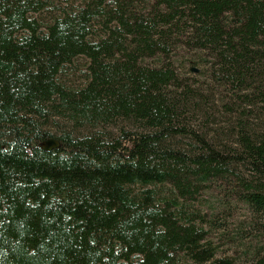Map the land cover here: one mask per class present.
<instances>
[{"label": "trees", "instance_id": "trees-1", "mask_svg": "<svg viewBox=\"0 0 264 264\" xmlns=\"http://www.w3.org/2000/svg\"><path fill=\"white\" fill-rule=\"evenodd\" d=\"M59 1L0 0V264H264V0Z\"/></svg>", "mask_w": 264, "mask_h": 264}, {"label": "rangeland", "instance_id": "rangeland-1", "mask_svg": "<svg viewBox=\"0 0 264 264\" xmlns=\"http://www.w3.org/2000/svg\"><path fill=\"white\" fill-rule=\"evenodd\" d=\"M74 1H76V0H60L59 2H61L62 6H65V5H70L71 2H74ZM191 58H192V56L190 54H188V53L186 54V52L182 48L178 47L176 52L174 53L172 62H173L175 67L180 69V73L184 77L194 80L195 79L194 77H199L198 73H200V71H202V68L196 64L191 63ZM85 63H86V59L83 57H79L78 59H76L75 65L71 66L68 69L70 73L67 75V80H69L70 82H72L74 84L81 82V77L83 74L82 71L85 67ZM189 66L192 68V71L190 73L187 70V67H189ZM195 75H197V76H195ZM210 193L211 194H205V197H209L212 201H214L215 196L217 195V192L215 190H213ZM245 213H246V215H245ZM247 216H248L247 210H245L244 207H241L240 209H238L236 211L234 216L227 221H228V224H230V227L232 229H234L236 227V224L240 220L246 219ZM211 239L213 240V242L216 245L219 246L220 254L237 256V257H239L238 264H244L245 260H244V258H242L241 250H238L234 244L227 243L226 240L223 238L221 231L213 232L211 235Z\"/></svg>", "mask_w": 264, "mask_h": 264}, {"label": "water", "instance_id": "water-1", "mask_svg": "<svg viewBox=\"0 0 264 264\" xmlns=\"http://www.w3.org/2000/svg\"><path fill=\"white\" fill-rule=\"evenodd\" d=\"M60 143L57 139L51 138L43 144L44 149L50 150L59 147Z\"/></svg>", "mask_w": 264, "mask_h": 264}]
</instances>
